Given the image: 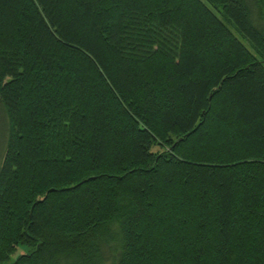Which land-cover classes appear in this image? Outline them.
<instances>
[{
    "label": "trees",
    "instance_id": "16d2710c",
    "mask_svg": "<svg viewBox=\"0 0 264 264\" xmlns=\"http://www.w3.org/2000/svg\"><path fill=\"white\" fill-rule=\"evenodd\" d=\"M0 114V264H264V0H0Z\"/></svg>",
    "mask_w": 264,
    "mask_h": 264
},
{
    "label": "rangeland",
    "instance_id": "374dc122",
    "mask_svg": "<svg viewBox=\"0 0 264 264\" xmlns=\"http://www.w3.org/2000/svg\"><path fill=\"white\" fill-rule=\"evenodd\" d=\"M230 29H231V31L234 33V35L236 36V37H238L237 36V34H236V32L231 28V26H228ZM242 40V39H241ZM243 42H244V44H245V46L247 45V42L246 41H244V40H242ZM0 117H1V114H0ZM0 128H1V124H0ZM152 150H155V148L154 147H152ZM28 247H24V246H19L18 247V249L16 250V252H14V253H12L10 256V260H14L16 257H17V255H18V253H24V252H28L29 250L27 249ZM8 262H10V261H8Z\"/></svg>",
    "mask_w": 264,
    "mask_h": 264
}]
</instances>
